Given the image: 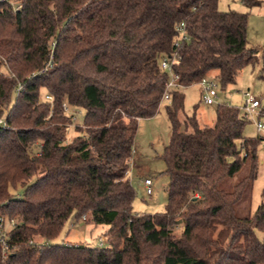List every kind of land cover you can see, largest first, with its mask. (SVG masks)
<instances>
[{
	"label": "trees",
	"instance_id": "obj_1",
	"mask_svg": "<svg viewBox=\"0 0 264 264\" xmlns=\"http://www.w3.org/2000/svg\"><path fill=\"white\" fill-rule=\"evenodd\" d=\"M246 22L217 0H0V215L14 220L0 264H264V196L236 213L262 137L243 134L247 116L228 102L214 103L210 124L198 123L197 103L179 116L182 86L212 73L223 89L248 63L264 69ZM173 55L166 198L160 211L137 212L126 176L137 120L157 111L169 77L159 58ZM67 106L83 109L69 139ZM87 215L106 224L104 244L54 241Z\"/></svg>",
	"mask_w": 264,
	"mask_h": 264
},
{
	"label": "rangeland",
	"instance_id": "obj_2",
	"mask_svg": "<svg viewBox=\"0 0 264 264\" xmlns=\"http://www.w3.org/2000/svg\"><path fill=\"white\" fill-rule=\"evenodd\" d=\"M217 7L220 10L234 9L247 13L246 22V43L254 47L258 53H264V0H258L254 5H247L243 0H217ZM263 74V77L261 75ZM197 83H192L183 88L184 99L182 109L179 111L180 118L193 113V105L197 103L195 116L200 125L210 124V117L213 118L215 104H203L201 102V93ZM258 98L261 105L264 104V69L260 70V62L244 65L236 75L234 82L227 83L223 89L218 92L223 96V102H228L242 109L244 101L243 92ZM162 99L157 111L149 117H142L137 120V128L133 138L132 154L129 159V166L126 176L134 188V197L131 202L132 210L137 212H155L163 209L166 198L164 189L167 181V175L163 171L164 162L160 157L163 145L167 141L169 134V124L164 110ZM68 111L74 113L71 123L66 128V139L75 134L74 125L81 123L83 109L81 107H68ZM248 121L243 127L245 136H255L258 133L264 136V132H257L254 120H264L263 115L253 113L247 114ZM239 153L241 150L239 148ZM257 166L256 176L246 189L242 199L236 206V213L240 216L251 213L259 201L264 196V140L260 141L256 147ZM249 160L243 161L240 169L231 176L224 178L225 186H231L238 178L245 174L248 169ZM144 177L151 179V192H145L142 183ZM13 191L17 193L20 191ZM6 224L5 230L9 228ZM106 228L105 223H94L87 215L86 220H79L73 224H65L58 236L54 239L56 242L70 241L86 245H97L98 237H102V244L105 243L103 232ZM178 233L180 228L175 227ZM258 237L262 236L260 230H255Z\"/></svg>",
	"mask_w": 264,
	"mask_h": 264
},
{
	"label": "built area",
	"instance_id": "obj_3",
	"mask_svg": "<svg viewBox=\"0 0 264 264\" xmlns=\"http://www.w3.org/2000/svg\"><path fill=\"white\" fill-rule=\"evenodd\" d=\"M7 1L11 5L12 9H18L21 6V0H7ZM176 29L179 30L180 33L182 34L184 32L183 24L182 23L178 24L176 26ZM173 59H174V55L172 56V59L170 60L164 56L159 58L160 67L164 70H167L169 73V77L165 81V84H164V89L162 92V99H168L170 89H172L176 85L177 75L172 72L171 66H170ZM198 85H199L200 93H201V102L205 104H213V103H217L221 101L219 97V92H218L219 85H218V81L216 78L212 76H203L198 81ZM243 95H244V101L242 104V109L245 115L247 114L251 115L253 113H256V111L258 114L259 104H260L259 100L255 98L254 96H252L251 94H249L247 91H244ZM44 98L50 99L51 97L49 94H45ZM0 123H2V118H0ZM254 124H255V129L257 130V132H264V120H259L257 118L256 120H254ZM259 136H261L262 139L264 140V136L260 134ZM240 150H241V153L239 154L241 156H245L246 151L244 150V147L242 144L240 145ZM142 183L145 187V192L150 193L151 192L150 177H144L142 179ZM13 222L14 220L12 218L6 219L0 215V239L1 240L4 237V231H5L6 224L12 225ZM101 240H102V237H98V243H100Z\"/></svg>",
	"mask_w": 264,
	"mask_h": 264
},
{
	"label": "crops",
	"instance_id": "obj_4",
	"mask_svg": "<svg viewBox=\"0 0 264 264\" xmlns=\"http://www.w3.org/2000/svg\"><path fill=\"white\" fill-rule=\"evenodd\" d=\"M261 53V52H260ZM260 53H258V55L260 54ZM209 76H212V73L211 74H209ZM198 84V83H197ZM191 85V84H190ZM184 87H186V86H182L181 87V90H182V92H183V88ZM220 89V88H219ZM200 90V89H199ZM183 95H184V93H183ZM219 97H220V100L222 101L223 100V96L221 95V93H219ZM258 99V98H257ZM259 100V99H258ZM203 103V102H202ZM227 103V102H226ZM203 104H205V103H203ZM197 108V107H196ZM210 121H213V118L212 117H210ZM211 123V122H210Z\"/></svg>",
	"mask_w": 264,
	"mask_h": 264
}]
</instances>
